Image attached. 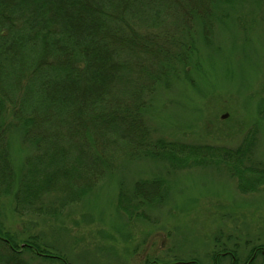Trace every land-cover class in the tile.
Listing matches in <instances>:
<instances>
[{"label":"trees","instance_id":"16d2710c","mask_svg":"<svg viewBox=\"0 0 264 264\" xmlns=\"http://www.w3.org/2000/svg\"><path fill=\"white\" fill-rule=\"evenodd\" d=\"M240 1L0 0V197L12 195L14 213L61 193L41 208L46 212L32 211L54 216L80 201L117 159L222 166L241 193L264 187V164L252 158L248 140L230 148L153 137L148 111L157 87L169 89L179 77L194 82L188 66L198 39L210 45L219 5ZM13 130L32 150L17 182ZM135 183L116 203L129 221L165 195L161 178ZM23 253L64 261L38 236L17 242L0 220V264H34ZM211 258L216 264L217 255Z\"/></svg>","mask_w":264,"mask_h":264},{"label":"rangeland","instance_id":"374dc122","mask_svg":"<svg viewBox=\"0 0 264 264\" xmlns=\"http://www.w3.org/2000/svg\"><path fill=\"white\" fill-rule=\"evenodd\" d=\"M215 13L212 43L198 39L197 59L188 66L194 82L179 77L169 89L156 88L148 110L152 136L230 148L248 140L252 158L264 164V0L222 4ZM10 133L17 182L32 150L20 144L17 130ZM119 160L80 201L51 217L32 211L46 212L41 208L63 199L61 193L41 196L23 214L14 213L12 195L0 197L4 232L17 242L38 236L66 263L29 253L23 258L34 264H213L216 254V264H232V256L238 264H264V187L241 193L222 166L174 167L153 156ZM154 178L164 182L163 201L127 220L116 207L119 193Z\"/></svg>","mask_w":264,"mask_h":264}]
</instances>
